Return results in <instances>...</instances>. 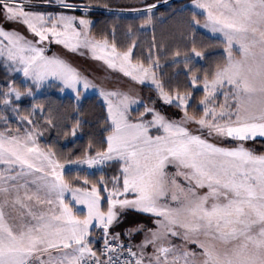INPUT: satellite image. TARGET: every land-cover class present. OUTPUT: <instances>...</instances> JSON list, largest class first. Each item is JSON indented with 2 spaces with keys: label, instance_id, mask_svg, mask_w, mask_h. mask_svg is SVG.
Listing matches in <instances>:
<instances>
[{
  "label": "rangeland",
  "instance_id": "rangeland-1",
  "mask_svg": "<svg viewBox=\"0 0 264 264\" xmlns=\"http://www.w3.org/2000/svg\"><path fill=\"white\" fill-rule=\"evenodd\" d=\"M186 6L203 16L195 26L224 45L225 64L211 79L191 77L204 92L199 118L187 113V95L162 90L152 65L131 60L132 48L95 38L84 14L0 3V62L35 86H9L5 104L58 83L76 100L96 95L111 128L105 156L64 163L27 117L0 132V264H80L86 242L120 235L138 261L149 252L153 264H186L178 240L206 235L218 250L194 246L203 259L196 264H264V153L241 142L264 138V0ZM171 104L178 112L163 110ZM110 160L121 170L110 184L71 187L62 177Z\"/></svg>",
  "mask_w": 264,
  "mask_h": 264
},
{
  "label": "trees",
  "instance_id": "trees-1",
  "mask_svg": "<svg viewBox=\"0 0 264 264\" xmlns=\"http://www.w3.org/2000/svg\"><path fill=\"white\" fill-rule=\"evenodd\" d=\"M73 1L111 7H135L160 0ZM187 1L172 0L153 11L138 15H114L99 11L84 15L91 20L90 33L95 38L114 44L118 51L132 48L131 60L152 65L162 90L169 95H187V113L199 118L202 115L199 104L204 92L201 88L193 87L191 77L194 76L197 83L211 79L225 64L224 45L219 38L195 26V22L201 21L203 16L186 6ZM9 86L19 92L35 90L33 84L22 81L19 75L10 73L0 62V132H14L21 127L19 118H29L33 127L40 132V145L51 151L60 163L93 158L106 151V136L111 128L105 107L96 95L76 100L73 96L61 94L58 83H51L38 95L23 96L11 101L12 105L8 106L4 102L3 93ZM142 91L152 93L149 86H143ZM163 110L178 112L172 104ZM137 114L131 113L130 118H137ZM241 142L255 154L264 153V138H247ZM234 143L229 142L231 145ZM120 176V162L117 160L105 163L102 169L93 173L84 169H68L62 174L69 186L83 188L100 187V179L110 184L114 178L119 180ZM99 193L103 197L102 188H99ZM118 239L128 241L124 235ZM95 243L93 239L90 240L92 246Z\"/></svg>",
  "mask_w": 264,
  "mask_h": 264
},
{
  "label": "built area",
  "instance_id": "built-area-1",
  "mask_svg": "<svg viewBox=\"0 0 264 264\" xmlns=\"http://www.w3.org/2000/svg\"><path fill=\"white\" fill-rule=\"evenodd\" d=\"M172 0H160L150 4L135 7H111L104 5H93L73 0H0L2 4L27 6V7H61L88 13L99 11L114 15H137L153 11L158 6L164 5ZM92 251L81 258L80 264H139L132 245L125 240L114 238H101L95 240ZM168 248L161 249V258H165ZM174 259L178 260V253H173Z\"/></svg>",
  "mask_w": 264,
  "mask_h": 264
},
{
  "label": "crops",
  "instance_id": "crops-1",
  "mask_svg": "<svg viewBox=\"0 0 264 264\" xmlns=\"http://www.w3.org/2000/svg\"><path fill=\"white\" fill-rule=\"evenodd\" d=\"M107 151V149H106ZM105 151V152H106ZM101 156H105L104 154H102ZM113 161V160H110ZM211 238L209 236H202V237H197L195 239H184V242H181L182 240H178L180 242L179 247V251H181L180 253L182 254L183 258H185L186 264H196L197 262H202L203 259L201 260V258H196L197 254H195V252L193 251V247L194 246H202L205 251H212V250H218L216 248L213 247V244L210 243ZM182 243H185L183 245H181ZM86 245V249L84 250V252L81 254L79 260H81L82 257H84L85 255L89 254L92 251V245L89 243H85L84 246ZM68 248V250H72L73 248L71 246H66ZM46 248H50V246H47ZM134 249V248H133ZM134 252L136 253L135 249ZM141 256H139L140 261L139 264H153V262H155V260L157 258H154L149 252L147 253H142L139 252ZM177 253V252H174Z\"/></svg>",
  "mask_w": 264,
  "mask_h": 264
}]
</instances>
